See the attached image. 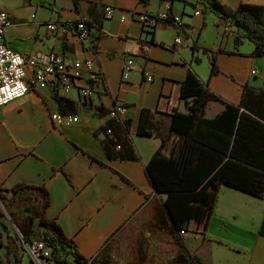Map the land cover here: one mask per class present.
<instances>
[{
  "label": "crops",
  "instance_id": "1",
  "mask_svg": "<svg viewBox=\"0 0 264 264\" xmlns=\"http://www.w3.org/2000/svg\"><path fill=\"white\" fill-rule=\"evenodd\" d=\"M36 1L0 0V10L10 18L4 33L10 48L27 55L54 50L69 62L91 60L102 79L91 85L88 98L80 95L88 78L83 70L72 83H57V95L66 101H56L53 82L32 86L0 107V187L27 184L45 190L44 215L93 264H148V221L165 233V244L175 248L166 251V264H264V236L259 233L263 198L221 184L205 233L174 235L160 209L166 195L153 191L144 174V165L168 135L169 115L176 109L186 112L179 96L187 70H194L227 101L239 103L245 87L264 95V54L255 55L248 39L242 38L236 48L234 28L213 13L204 15L197 0H168L173 24L159 20L153 27L137 18L156 14L165 0H43L53 8ZM220 1L232 8L240 2L264 5V0ZM106 5L114 9L111 17L105 14ZM78 20L91 28L84 41L70 26ZM50 22L58 26L53 33L47 29ZM176 37L180 42L174 41ZM205 47L218 50L216 74L210 73L211 52ZM118 104L125 108L121 118L130 121L139 160L104 157L103 127L114 121ZM144 108L152 112L151 136L137 134ZM223 109L222 103L209 100L205 116L213 118ZM54 112L77 116L79 121L60 126L51 117ZM128 239L131 247L122 246L128 254L121 257L117 244ZM0 255L4 257L3 251Z\"/></svg>",
  "mask_w": 264,
  "mask_h": 264
},
{
  "label": "trees",
  "instance_id": "2",
  "mask_svg": "<svg viewBox=\"0 0 264 264\" xmlns=\"http://www.w3.org/2000/svg\"><path fill=\"white\" fill-rule=\"evenodd\" d=\"M36 2L53 8L50 2ZM197 3L204 15L213 13L234 28L236 48L241 45L242 38L248 39L254 44L255 55L264 54V5L240 2L232 8L220 0H197ZM164 21L173 24L171 16ZM204 50L211 52L210 73L216 74L215 53L218 50L212 47ZM57 83L54 81L53 95L61 103L67 99L57 95ZM179 97L186 112L176 109L169 115L168 135L162 137L160 146L144 165V174L153 191L166 195L160 209L167 219L169 231L172 234H204L221 184L264 199V110L261 109L264 95L245 87L239 103L227 101L189 68L181 82ZM209 100L224 105V109L213 118L205 116ZM151 121V110L142 109L137 134L151 136ZM130 126L128 119L117 114L114 121L103 127L104 137L100 142L106 160L140 159L132 144ZM6 191L12 198L7 197ZM19 198L26 215L16 220L23 242L45 244L55 264H93L80 253L77 244L62 233L60 226L44 215L43 209L48 201L45 190L27 184L9 190L0 187V201L5 206L12 207L14 202L11 199ZM2 232L11 243L8 248L2 242ZM259 233L264 236V221ZM16 244L17 240L3 226L0 248L5 252L8 249L11 257L5 259L0 255V264H21L23 257ZM180 246L184 248L181 242Z\"/></svg>",
  "mask_w": 264,
  "mask_h": 264
},
{
  "label": "built area",
  "instance_id": "3",
  "mask_svg": "<svg viewBox=\"0 0 264 264\" xmlns=\"http://www.w3.org/2000/svg\"><path fill=\"white\" fill-rule=\"evenodd\" d=\"M169 3L168 0H165L159 12L141 14L137 20L146 27H153L159 20L170 17ZM104 11L107 17H111L114 9L106 5ZM195 14L199 15L200 11L196 10ZM120 21L123 22L124 18L121 17ZM9 25L8 12L0 10V107L22 97L32 86L42 88L54 81L61 84L72 83L75 79L83 76V70L87 71L88 78H86V85L80 87V95L88 98L92 94L91 85L97 84L102 79L98 69L94 67L93 61L85 59L69 62L54 50L36 51L28 55L15 51L10 48L4 37L5 30ZM70 26L75 31L77 39L84 41L89 38L91 28L85 20H78ZM47 29L53 33L58 29V26L55 22H50L47 24ZM174 41L178 43L180 38L176 37ZM131 63L132 60L129 59L127 66ZM250 73L256 74V70L251 69ZM126 77L127 73L124 72V78ZM147 79L152 80V76L147 75ZM123 110H125L124 106L118 104L114 111L120 114ZM51 117L63 127L79 121L77 116L71 114L61 115L54 112ZM28 246L30 264H41L44 261L48 264H55L50 259L49 247L45 244L34 241Z\"/></svg>",
  "mask_w": 264,
  "mask_h": 264
},
{
  "label": "rangeland",
  "instance_id": "4",
  "mask_svg": "<svg viewBox=\"0 0 264 264\" xmlns=\"http://www.w3.org/2000/svg\"><path fill=\"white\" fill-rule=\"evenodd\" d=\"M8 198H12L11 194H7ZM19 199L17 200H13L11 199L13 203L12 207L11 206H5L4 203H2L0 201V230H3V226H6V230L9 233V235H11L14 239L17 240V250L19 252V255H21L24 258V262L25 264L28 263L29 259H30V254H29V249H28V244L26 242H23L21 239V234H20V229L18 226V222L17 217L19 216H26L24 214V208L22 203L19 201ZM12 214V215H11ZM151 222L148 221L146 223V228H148V232L149 235H147V237H149L150 240V246L151 248H149L148 252L146 253L147 255V260L146 262L148 264H166L167 263V258L166 255L168 254V249H175L173 247H169L168 245L165 244L164 241V235L165 233H162V231H156L153 229V227L150 225ZM3 233V244H5V246L10 247L11 243L8 241V238H6V235L4 232ZM182 234H184V232H181ZM188 235H186L184 237L185 240L188 239L187 237ZM118 246V254L121 257H127V248L126 247H122V246H129L131 247V241H123L122 243L117 244ZM0 251H3V256L6 258L11 257V254H9L8 249L5 252V249L2 250V248H0ZM178 257V256H177ZM176 257V258H177ZM179 259L177 258L176 261H178ZM31 263V261H30ZM41 264H48L45 261Z\"/></svg>",
  "mask_w": 264,
  "mask_h": 264
}]
</instances>
